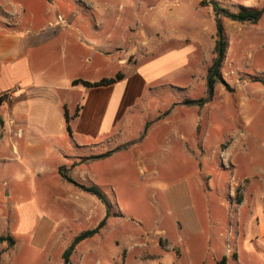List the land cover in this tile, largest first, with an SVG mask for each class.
I'll list each match as a JSON object with an SVG mask.
<instances>
[{"label":"rangeland","instance_id":"1","mask_svg":"<svg viewBox=\"0 0 264 264\" xmlns=\"http://www.w3.org/2000/svg\"><path fill=\"white\" fill-rule=\"evenodd\" d=\"M217 1L230 12H263L254 22L217 14L202 0H20L13 22L21 21L36 68L50 72L53 83L42 88L53 92L51 105L62 103L56 85L70 88L74 76L117 81L127 68L129 81L123 95L116 89L114 117L106 122L104 87L111 84L75 79L82 132H37L32 152H0V264H63L73 239L106 215L89 186L107 196L110 216L79 244L72 264H216L212 252L221 250L234 211L230 192L239 194L245 174L264 183V0ZM5 8L0 4L4 17ZM218 20L227 47L222 77L210 90ZM65 39L78 42L75 54ZM172 49L185 54V67L156 69L150 78L140 72L143 62ZM13 100L2 110L6 120L16 119ZM17 123L8 121L26 141L27 128ZM63 161L76 183L63 177L54 187L52 169ZM21 207L31 209V221L52 219V234L23 223L20 229ZM33 234L50 237L48 244H36ZM205 242L213 243L210 254L200 251Z\"/></svg>","mask_w":264,"mask_h":264},{"label":"crops","instance_id":"2","mask_svg":"<svg viewBox=\"0 0 264 264\" xmlns=\"http://www.w3.org/2000/svg\"><path fill=\"white\" fill-rule=\"evenodd\" d=\"M0 4L6 6L4 10L8 13L4 14L6 17L0 14V152H4L5 150L3 149L9 148L13 153H19L21 148L27 149L28 152H32L35 150L31 149L32 140L36 139L37 145L40 141V137L35 135L37 132L44 131L45 134L48 132L49 135L60 131L70 132V129L71 132L75 130L82 132L80 130L82 121L79 122L78 120L81 116L80 113H83L81 110L84 108L79 102V90H81V86L79 84H74L73 81L75 79L85 78L74 76V78L68 79L70 88L63 87L61 84L56 85L54 91L64 92L62 93V103L59 102L56 106L54 104L51 105L50 98L52 99L51 95L53 92L45 90L47 84L53 83L52 79L49 81L47 79V74H50V72H47L46 66L43 68L39 67V70L36 68L31 54L32 51L29 49L30 43L27 40V34H24L20 27L21 21L16 19V22H13L15 17L22 13L20 0H0ZM147 14H149V12H147ZM159 20L164 21L163 16L158 18V21ZM94 31H96V35L99 34V29H94ZM29 32L30 31H28V33ZM108 34L111 35L110 33ZM63 35L65 34L63 33ZM65 43L68 44V48L72 50L73 54L78 51L79 47L75 46L78 42L75 44L73 41L69 42V40L65 39ZM32 44V46H36L37 42L34 41ZM104 52V50L100 49V53ZM185 58V54H181L178 50L172 49L171 51H164L160 53L158 57H155V59L147 60L139 65V70L145 77L150 78L156 71L164 69H182L186 66ZM104 59L105 61H109L106 57ZM119 60L121 65L126 63L125 59ZM126 69L127 68H125V73L120 79L104 87L105 91L109 92V99L107 102L108 110L107 115L105 114L104 117L106 122L111 121L114 117L113 113L116 108L115 96L118 94L116 89L119 90L120 88L119 94L123 95L124 88L122 87L129 81H127L128 72H126ZM37 87H40L42 90ZM94 90L97 89H89L90 93ZM4 95H7V97H4ZM9 99H14L13 101H15L12 107L16 119L10 116L6 120L2 115V110L6 105V101ZM133 108L134 106H131L130 111H132ZM74 109L75 112H73ZM66 111L70 116L69 120L66 118ZM43 117L45 118L44 120L42 119ZM8 121H10V123L18 122V126L22 127V125H24V128H27V132L23 129V135L25 132L27 134L26 141L19 140L15 135V131L17 132V130L12 128L8 124ZM106 122L104 125H106ZM80 141L84 142V140ZM227 148L228 147H226L223 152V157H227ZM65 163L66 161H63L59 162L57 165L62 166L65 165ZM59 168L57 169L56 167V169H52V175H54L50 177V180L54 182V187H58L56 186V182L61 180L64 181L59 172ZM239 182L243 185L239 194H235V192L232 191L229 195L231 206L234 211L231 216L229 215L228 221L225 223L227 236H225L220 243L221 250L217 251L219 253L212 252L213 243L210 242L207 244L205 242L204 244H200L205 245L203 249L200 248V251L208 254L212 252L214 256H212V254L211 257L216 261V264H220L223 260L222 264H264L263 179L258 176L245 174ZM49 186L52 188L51 185ZM62 187L67 189V184ZM19 211L20 215H18L21 222L20 229L25 227L22 225L23 223L27 224L30 230H41L43 234H46L50 230L52 234L56 227V223L52 219H46L38 223L36 221H31L32 217L30 215H32V211L30 208L21 207ZM37 235L34 236L33 234V237H35L34 239H36L34 241L36 244H48L50 237H37ZM201 260L202 264H206L203 258Z\"/></svg>","mask_w":264,"mask_h":264},{"label":"trees","instance_id":"3","mask_svg":"<svg viewBox=\"0 0 264 264\" xmlns=\"http://www.w3.org/2000/svg\"><path fill=\"white\" fill-rule=\"evenodd\" d=\"M203 4H211L213 7V10L217 13V14H223L226 17H229L232 20H236V21H257L260 19L261 15H262V10H256V9H242L238 12H230L227 9L223 8L219 2L217 0H202ZM218 40H217V49H218V53H219V49H220V38L222 37V56L220 59H216L215 63L213 64V66L210 69V74L208 77V81L210 84V88L213 89L214 84L216 82L217 79H221V67H222V63L225 57V52H226V47H227V42L226 40L223 38V34H224V29L222 24L220 23V21L218 20ZM221 32V34H220ZM123 75L122 74H118L117 75V79H120ZM116 79H102L101 81H97V82H90L87 80H83V79H76L74 82L75 83H79L82 82L83 84L87 85V86H99V85H105V84H112L113 82H115ZM4 97H7V95ZM66 118L67 120L70 119L69 114L66 111ZM70 129V128H69ZM71 130V129H70ZM66 166L62 165L59 168V172L62 175V177H64L65 179H67L70 182H75V180L70 177L67 172L65 171ZM88 191H90L92 194H94L95 196H97L100 201H102L105 206H106V215L103 217V219L93 228H90L88 230H85L83 232H81L80 234H78L73 241L71 242V244L69 245V247L63 252L62 258H63V264H72V256L73 254L76 252L79 244L88 239L93 237L94 235L98 234L106 225L107 220L110 216V201L108 200L107 196L104 195V193L102 192V190L98 187V186H89L86 188ZM5 237L4 236H0V242L5 241ZM224 261V260H223ZM223 261L220 263L222 264Z\"/></svg>","mask_w":264,"mask_h":264},{"label":"water","instance_id":"4","mask_svg":"<svg viewBox=\"0 0 264 264\" xmlns=\"http://www.w3.org/2000/svg\"><path fill=\"white\" fill-rule=\"evenodd\" d=\"M219 30V29H218ZM221 34V32H220ZM222 56V37L220 38V49H219V56H218V59H220ZM208 84H209V81H208ZM209 88H210V84H209ZM211 90V88H210Z\"/></svg>","mask_w":264,"mask_h":264}]
</instances>
